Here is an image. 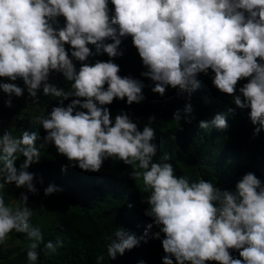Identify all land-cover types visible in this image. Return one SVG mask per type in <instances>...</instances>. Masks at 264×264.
<instances>
[{
  "label": "clouds",
  "instance_id": "clouds-1",
  "mask_svg": "<svg viewBox=\"0 0 264 264\" xmlns=\"http://www.w3.org/2000/svg\"><path fill=\"white\" fill-rule=\"evenodd\" d=\"M129 38L149 84L120 74L115 61ZM201 74L229 101L198 127L225 131L237 109L247 110L258 138L264 132V0H0L3 105L12 108L13 97L25 93L26 103L38 104L41 94L56 102L32 116L37 130L0 132V246L13 232L24 234L29 264H37L41 251L51 256L63 247L59 238L45 241L32 224L29 200L39 194L29 169L52 146L67 160L62 173L69 167L97 173L106 160L128 166L151 223L139 237L122 226L106 237L112 260L147 243L155 228L151 239L160 241L162 264H264V180L247 171L233 187L221 188L178 174L170 153L158 155L155 115L141 129L139 118L125 110L113 117L110 108L117 100L142 103L146 87L160 97L171 88L189 101L172 113L176 131H183L181 121L196 120L190 101ZM57 76L66 86L54 82ZM203 102L211 101L205 96ZM6 185L23 191L6 200ZM61 191L49 184L43 195ZM103 261L97 255L96 264Z\"/></svg>",
  "mask_w": 264,
  "mask_h": 264
},
{
  "label": "trees",
  "instance_id": "trees-1",
  "mask_svg": "<svg viewBox=\"0 0 264 264\" xmlns=\"http://www.w3.org/2000/svg\"><path fill=\"white\" fill-rule=\"evenodd\" d=\"M122 47L126 48L125 55L115 61L121 67L120 74H131L149 84V80L140 77L143 68L136 50L131 46L130 38L124 41ZM99 58L108 59L106 55ZM199 79L201 88L192 94L190 101L196 120L191 124L181 121L183 131H176L178 124L171 120L172 113L176 108L182 109L189 101L186 94L177 95L171 88L164 97H160L146 87V99L140 104L128 106L117 100L110 105L113 117L120 110L128 111L134 119L139 118L142 129L147 118L155 115L157 119L152 126L157 132L158 155L170 153V162L178 174H188L192 179L203 177L217 182L221 188L233 187L235 181L247 171H254L264 180V132L258 138H252V125L247 119V110L237 109L236 117L229 119L230 126L225 131L202 130L198 127L199 120L209 119L223 111L229 101V97L211 85L208 76L201 74ZM54 82L60 86H66L67 83L60 76L55 77ZM205 96L210 103L203 102ZM55 103L52 98L41 94L38 104L42 112H45ZM20 109L18 105L11 111L15 113ZM8 111L7 107L1 109L2 114ZM30 122L25 121L23 129L37 130V126ZM40 135H44L42 129ZM37 143H42V140ZM22 159L16 162L17 167ZM65 164L66 158L57 155L55 148L49 146L47 151L42 150L40 163L29 169L36 174V187L39 189L38 195L30 194L29 197L30 206L35 209L32 224L41 227L45 241H55L57 238L63 240V247L56 254L45 256L41 251L37 264H96L99 254L104 255L103 264H140L141 261L144 264H162L160 241L151 239L152 233L157 230L155 228L149 230L147 243L141 241L139 246L126 251L123 256L117 255L114 260L107 255L109 241L106 237L114 233L117 227L122 226L139 237L143 235L147 224L151 223V219L143 214L146 205L140 203L141 194L136 183L127 176L128 166L117 160H106L97 173L85 172L78 167H69L62 173L61 167ZM49 184L63 191L45 197L43 189ZM20 190L15 185H6L4 188L5 193L15 196ZM10 235L20 241L27 240L22 233L13 232ZM0 264H29L26 248L15 255L0 253Z\"/></svg>",
  "mask_w": 264,
  "mask_h": 264
},
{
  "label": "rangeland",
  "instance_id": "rangeland-1",
  "mask_svg": "<svg viewBox=\"0 0 264 264\" xmlns=\"http://www.w3.org/2000/svg\"><path fill=\"white\" fill-rule=\"evenodd\" d=\"M19 85L22 87V82H19ZM27 93H25V97L23 99H20L21 101L26 100ZM42 112V110L39 107V104H32L31 102H28V105H22L20 111L17 113L16 116L18 118L14 120V122H11L10 124L8 122L5 123V127L8 128V130H12L14 135H20V130L24 127V122L29 121L32 119V116L38 115ZM23 125V126H22ZM23 191L22 189L20 192ZM19 192V193H20ZM17 193V196L19 195ZM16 195V194H15ZM14 194L5 193L6 200H10L15 198ZM26 241H20L14 236L10 235V239L8 240L7 244L5 246H0V253H9L10 255H15L19 252H21L23 249L26 248Z\"/></svg>",
  "mask_w": 264,
  "mask_h": 264
},
{
  "label": "crops",
  "instance_id": "crops-1",
  "mask_svg": "<svg viewBox=\"0 0 264 264\" xmlns=\"http://www.w3.org/2000/svg\"><path fill=\"white\" fill-rule=\"evenodd\" d=\"M19 82L20 81H18L17 83L19 84ZM5 99H7L6 94L0 92V120L3 121V127L0 128V132H2L5 129L8 130V128L5 127L6 122H8L10 124L11 122H14V120H16L18 118V116H16L18 112L15 111V113H14L11 111L14 106H18V105H20V106L26 105L27 106L28 105V103H26V100H23V101L20 100V99H23V97L22 98L13 97V107L8 108L9 111L6 114H2L1 109H3L5 107L3 105V100H5Z\"/></svg>",
  "mask_w": 264,
  "mask_h": 264
}]
</instances>
